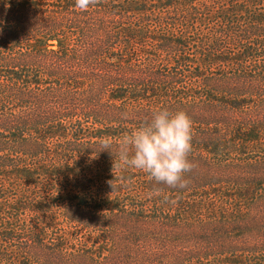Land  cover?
<instances>
[{"label":"trees","instance_id":"16d2710c","mask_svg":"<svg viewBox=\"0 0 264 264\" xmlns=\"http://www.w3.org/2000/svg\"><path fill=\"white\" fill-rule=\"evenodd\" d=\"M74 3L0 0V264H136L132 225L207 242L171 264H264V0ZM161 106L193 121L185 189L116 166Z\"/></svg>","mask_w":264,"mask_h":264},{"label":"clouds","instance_id":"9594fccd","mask_svg":"<svg viewBox=\"0 0 264 264\" xmlns=\"http://www.w3.org/2000/svg\"><path fill=\"white\" fill-rule=\"evenodd\" d=\"M98 2L75 0L74 7L87 11ZM192 138L193 121L184 110L170 111L163 106L155 108L150 119L144 120L121 138L116 166L142 171L157 185L185 189L189 183L185 174L194 168L189 159ZM112 143L110 139L101 141V149L112 153ZM151 195L158 196L160 192L157 190Z\"/></svg>","mask_w":264,"mask_h":264},{"label":"rangeland","instance_id":"374dc122","mask_svg":"<svg viewBox=\"0 0 264 264\" xmlns=\"http://www.w3.org/2000/svg\"><path fill=\"white\" fill-rule=\"evenodd\" d=\"M199 143L203 142V140H199ZM233 149H235L234 147H229L228 148V152H224L222 154H226V158H229L228 160H233L235 158V153L233 151ZM203 150V149H202ZM212 149L210 147L206 148L203 150L204 153L206 154H211ZM221 154V155H222ZM243 155V158H249L252 154L251 151L250 153L246 152ZM215 160V159H214ZM194 168L190 173H186L185 176L187 179H195L198 177H201V175L205 172H203L204 169H202L201 164L198 162H194ZM213 172H216L215 169L212 170ZM226 172H221L222 176L226 175L224 174ZM224 174V175H223ZM243 177H245L247 180H255V178H260L261 181H263L264 178V172L262 169V166H258L257 164H252L250 167H247L244 171H243ZM201 180H203V178H201ZM131 222V221H130ZM120 224L122 226H124V222H120ZM150 227V226H149ZM138 232V235L135 233ZM139 227L137 228V226H130L128 228V230H123L119 233V236L121 238H132L134 236H136V238L139 240V244L138 246H141V249L143 252H147L148 254H150L148 257H145L144 260H138L135 263L139 264H171L174 262L178 263V259L180 256V250H187L188 248H193V247H199L202 245L207 246V242L205 241H200V240H196L195 237L196 235L191 234V233H186V232H181L180 230L174 231L176 233H169V234H163L162 236H165L163 238L159 237V234H154V232L152 231V228H147L143 229L141 231V233H139ZM134 234V236H132ZM154 239H157L158 241L155 242ZM163 239V240H162ZM182 239H185L183 241H181ZM165 243L167 245V257L163 260V256H158V254L154 255L153 253H157V252H161V249L159 246H161L160 244ZM123 244V243H122ZM134 243L129 242L126 247H133L135 249ZM214 246V243H213ZM153 249V251L151 252V250Z\"/></svg>","mask_w":264,"mask_h":264}]
</instances>
